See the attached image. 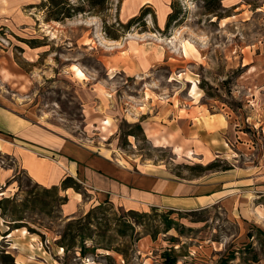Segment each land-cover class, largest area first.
I'll return each instance as SVG.
<instances>
[{
  "label": "rangeland",
  "instance_id": "374dc122",
  "mask_svg": "<svg viewBox=\"0 0 264 264\" xmlns=\"http://www.w3.org/2000/svg\"><path fill=\"white\" fill-rule=\"evenodd\" d=\"M124 1L110 0L104 15L60 22L26 5L2 18L0 199L11 202L6 215L0 209V264H166L167 257L175 264H264V222L255 215L264 197L253 200L255 188L242 194L233 185L228 200L172 214L139 209L138 223L128 214L134 209L111 201L80 219L101 203L90 206L92 193L84 194L88 208L69 215L67 193L47 192L52 186L23 168L25 152L59 162L69 147L131 169L160 168L173 179L198 177L203 171L194 167L213 162V170L234 171L207 177L252 169L264 188V0H169L163 24L153 4L125 17ZM148 8L132 26L121 25ZM145 56L153 62L142 65ZM12 210L27 226L7 234ZM169 216L175 224L166 230ZM157 230L156 240L148 235ZM65 232L77 235L76 246L62 247ZM87 232L92 237L82 239ZM83 240L102 248L82 255Z\"/></svg>",
  "mask_w": 264,
  "mask_h": 264
},
{
  "label": "crops",
  "instance_id": "0c3cea01",
  "mask_svg": "<svg viewBox=\"0 0 264 264\" xmlns=\"http://www.w3.org/2000/svg\"><path fill=\"white\" fill-rule=\"evenodd\" d=\"M40 0H0V24L5 12L18 11L22 6H31L39 3ZM129 1L131 13L127 17L136 15L144 0ZM147 4L155 5L159 10L160 6L167 9L166 16L161 18L160 23L166 21L170 13L169 0H145ZM157 1V2H156ZM9 16V15H8ZM153 62L148 56L141 59L142 65H149ZM16 125V124H15ZM8 129L13 131L15 128ZM28 127H24L26 129ZM63 161H46L33 155L32 152H25L20 155L23 168L30 177L40 185H60L61 181L68 175L76 178L83 185V192L69 188L65 192L68 201L64 207L73 205L69 215L75 214L80 209L87 207L85 192L92 193L91 205L109 200L127 209L148 210L150 208H167L169 210L182 211L208 207L218 201L228 200L232 195L233 185L241 187V193L255 188L257 198L264 197V188H260V175L252 169H241L232 178L207 177V172L188 180L173 179L166 176L160 168L135 169L121 166L107 156H97L89 151L71 149L65 147ZM214 171V172H213ZM211 173L220 174L233 172V170H213ZM234 181V182H233ZM235 183V184H234ZM253 186V187H252ZM252 193V192H249ZM241 194V195H242ZM264 203V202H263ZM89 206V207H90ZM76 207V209H74ZM257 215L264 222V205L257 206ZM262 213V214H261ZM147 240V238H145Z\"/></svg>",
  "mask_w": 264,
  "mask_h": 264
},
{
  "label": "trees",
  "instance_id": "16d2710c",
  "mask_svg": "<svg viewBox=\"0 0 264 264\" xmlns=\"http://www.w3.org/2000/svg\"><path fill=\"white\" fill-rule=\"evenodd\" d=\"M150 7V6H148ZM29 8H40V10H45L47 13V20H55V21H65L67 19H71L74 18L75 16L83 13V14H89V15H104L105 12L108 11V9L110 8V0H78L77 2H71V0H42L41 3H37V4H33L31 5ZM149 10L146 9V11H143V13L138 16V17H134L130 20V22L126 25L121 24L125 27H130L132 26V24H134L135 20H139L142 19L146 14L147 11ZM172 19V16H171ZM105 31H107V33H109L110 36V30L109 27L105 26ZM114 36V39H118V36L115 35H111ZM216 167V164L213 162L207 166H202V165H198L195 166V169H200L202 170V174L213 170ZM232 166L231 165H227L224 166L221 170L226 171L231 169ZM220 170V169H218ZM200 173V175H202ZM69 188H74L76 191L78 192H83V185L73 176H66L62 181L60 185H53L50 189H47V192H59L60 189H62V191H66ZM68 201V196L66 195L64 197V201H63V205L66 204ZM11 202V198L10 197H3L0 199V209H4V214L6 215V211L8 208V204ZM109 203V200H105L103 201V203L101 202L98 206L92 208L86 215V217L80 218V219H90L93 217L94 214H96L97 210H102L104 209V203ZM154 210H157L158 208L154 207ZM176 212L175 210H169V213L172 214ZM129 215L133 216L135 218V221L137 222L138 219L140 217H142L143 214H141L139 211L136 210H130L128 212ZM13 221L15 222L14 224L10 223V231L7 232V234H9L11 231L18 229L20 227H24L27 226L25 223L21 222V218H16V211L12 210V216ZM137 217V218H136ZM80 221V220H79ZM75 222L72 221L70 223H68V227L71 229V231L73 230V224ZM98 223V222H97ZM138 223V222H137ZM165 223H166V230H169L171 228L174 227L175 224V220L169 217L165 218ZM14 225V226H11ZM126 227L131 230L132 232L135 231V225L133 223L127 222L126 223ZM29 230L35 231L32 228L28 227ZM127 228H124V232H122L124 235H126L127 233ZM151 235L153 237V239H157V236L159 234V231H155V232H148V235ZM81 235L82 239L89 237L91 238V234L90 233H82L79 234ZM76 234L73 235L72 238H68L67 237V232H65L61 238H60V243L62 245V247H68V246H76V242H75V238H76ZM131 236V235H130ZM98 248H102V246H94L92 248L87 247V244L85 243V241H82V244L80 245V251L82 253V255H86V253L89 250H94L96 251ZM106 249L108 250H112L113 248H110L109 246L106 247ZM119 252H121L123 255L125 253V250H120V249H116ZM8 257H10L13 261H14V257H12L11 255H9ZM166 264H175V260L171 259L169 257L166 258Z\"/></svg>",
  "mask_w": 264,
  "mask_h": 264
},
{
  "label": "bare ground",
  "instance_id": "6f19581e",
  "mask_svg": "<svg viewBox=\"0 0 264 264\" xmlns=\"http://www.w3.org/2000/svg\"><path fill=\"white\" fill-rule=\"evenodd\" d=\"M145 2L146 1L144 0L143 6L148 5ZM128 4H129V1H126V5L124 7V9H125V17H127L131 13L130 6ZM166 12H167V9L165 7L160 6V16H161V18H164L166 16ZM46 31L47 32H50V34H52L53 36H55V32H53L51 30L49 31V29H47ZM188 47H190V46L189 45H185V51L188 49ZM129 50H131L133 52H136V48L133 45H130L129 46ZM74 72H75L76 76H78L79 78H86L85 72L80 67L75 66ZM108 123H110V122L108 121L107 124ZM104 129L107 130V127H104ZM150 136H152L153 138H155V136H153V135H150ZM156 142H159V141L156 139ZM0 149H2L1 143H0ZM175 151H179V148L175 149Z\"/></svg>",
  "mask_w": 264,
  "mask_h": 264
}]
</instances>
